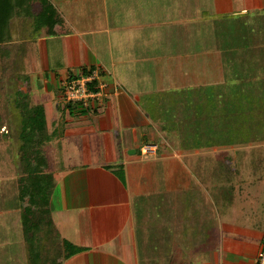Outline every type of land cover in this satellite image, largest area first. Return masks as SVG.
Masks as SVG:
<instances>
[{
	"label": "crops",
	"instance_id": "crops-1",
	"mask_svg": "<svg viewBox=\"0 0 264 264\" xmlns=\"http://www.w3.org/2000/svg\"><path fill=\"white\" fill-rule=\"evenodd\" d=\"M8 1L7 18L0 23V62L23 64V74L15 76L24 81L27 102L30 107L44 109L48 136L41 142L46 147L45 151L41 149V154L48 158L46 168L54 181L49 205L52 222L61 241L67 240L81 248L63 259L61 245L62 256L57 262L257 264L264 241V225L252 213L250 217L245 215L235 219V210L224 219L221 210L217 212L219 205L223 204V198L217 196L222 190L217 180L212 184H189L180 176L176 181L173 180L176 174L170 167L165 168L167 176L163 185H153L152 189L160 187L159 192L164 195L159 206L168 209L169 218L159 228L166 229L164 233L168 234L166 238L170 241L153 244L152 241L157 240V229L149 222L147 224L145 217L137 218L135 207L139 191L150 187H140L139 183L138 188L133 189L130 172H126L124 179L116 170L120 158L121 167L139 166L136 177L142 172L140 164L159 168L157 162L161 160H178L183 163L184 176L187 173L193 176L194 168L206 175L212 173L198 161L201 156L211 153L202 149L182 152L165 141L171 136L173 144L177 140V133L171 132L174 127L168 124L172 120L170 113L163 109L144 113L143 104L155 94L129 90L130 85L123 82L120 68L124 72L127 63L114 60L111 28L108 22H101L97 8L89 6L88 0H85L88 2L86 7L77 4L79 0ZM235 1L236 10L231 13L217 9L215 19L220 15L248 17L252 8L264 5V0H253L258 4L251 5L245 0ZM120 35L126 42L122 33ZM191 47L192 43L187 51L184 46L185 57L192 58L189 56L192 55ZM209 50V56L205 57H209L208 60L214 58L212 64L215 65L212 68L207 59L205 62L215 74L204 69L203 75L207 80L214 75V81L204 82L202 75L199 80L189 78L191 72L187 71L181 75V80L191 85L181 89L184 94H187L186 89L208 83L228 85L232 78L230 72L224 71L225 66L231 65L230 61L223 59L220 51L216 56L215 51ZM96 70L99 78L107 84L105 99L93 101L88 108L67 102L64 81ZM182 138L177 141L179 146ZM118 140L121 150L117 151ZM146 144H156L157 150L144 153L142 148ZM217 155H220L217 150L211 154L215 158ZM213 192L216 196L211 195ZM209 197L213 200L209 201L212 204L207 213L200 203ZM193 201H196V207H192ZM141 220H144L142 226L139 225ZM185 229L189 233L187 240L183 235ZM3 234L0 230V250L7 247ZM25 247L31 264L27 244ZM9 258L0 253V264H15Z\"/></svg>",
	"mask_w": 264,
	"mask_h": 264
},
{
	"label": "rangeland",
	"instance_id": "rangeland-1",
	"mask_svg": "<svg viewBox=\"0 0 264 264\" xmlns=\"http://www.w3.org/2000/svg\"><path fill=\"white\" fill-rule=\"evenodd\" d=\"M88 1L89 6L91 4L92 7L97 8V15H99L101 22H108L111 28L114 60L122 63L126 61L127 63V69L124 72H122L119 63L121 76L124 78L123 82L130 85L129 90L155 94L152 97L149 96L150 100L147 101V104H143L144 113L151 114L155 109L167 110L172 120L176 121L177 124L180 120L184 122L183 127L188 126L189 133H184V140L179 129H177L178 126H173L171 132L177 133L175 135L177 140L173 144L172 136L169 141L165 139L169 145L177 149L180 148L179 150L182 152L192 151V144L189 141H191L190 135L193 132L188 117H192L189 113L195 107L189 104V95L192 96V90L185 88L188 96L181 92V89L191 85V83L185 84L181 80V75H185L187 71H190L189 78L197 77L199 80L200 75H202L204 82L214 81V75H210L211 77L209 76L208 80L203 75L204 69L210 70L211 74H215L208 66L210 64L213 68L215 65L212 64L214 58L208 60L209 57H205L209 56V49L215 51L214 55L216 54V56H218L217 52L220 51L222 58L230 61L231 65L228 64L224 67V71H228L232 75L228 85L241 84L238 85L239 89L242 90H239V92L241 94H243V91L246 92L243 97L244 101L262 98L261 104L264 105V5H261V3L259 7L255 6L257 9L252 8L250 10L251 15L248 17L231 16L227 18L220 15L221 17L215 19L217 9L231 13L236 10V1ZM245 3L248 5L258 4L257 1L253 0H245ZM77 4L86 7L88 2L79 0ZM121 33L126 42L121 39ZM191 43L192 55L189 56H192V58L185 57L184 46L187 50ZM205 59L209 61L208 64H206ZM5 64L2 61L0 62V230L4 232V238L2 239L6 240L7 247L4 246L0 253L2 256H9V259L13 260L15 264H29L25 247V227L21 222L23 221L24 203L21 199L20 182L22 176L25 175V169L20 149L21 141L18 139L19 131L16 133L13 124L16 113L10 109L9 100L11 93H25L22 84L24 81L16 78L12 80L11 78L13 74L19 76L23 72H8V70H4L9 69ZM13 65L16 68L20 66L18 63ZM109 67L111 68V66ZM257 110L255 108L253 112ZM177 112H184V115L182 113L179 115ZM244 123L240 122L239 125L244 127L246 126ZM252 123L251 121L250 124L252 125ZM246 124L249 126V122H246ZM261 124L264 125V120ZM187 128L185 130H188ZM259 137L263 139L257 142H253V140L251 144L219 148L217 152L220 155H217V158L211 156L216 151L209 150L208 153L211 154H205L198 160L208 171L212 170V173L207 175L194 168L193 176L188 175V173L184 176L182 173L183 163L178 160H161L157 162L159 168L140 164L143 166L142 172L138 173L136 177L135 174L139 172V166L121 167L122 161L120 158L116 170L124 179L127 176L125 175L126 172H130L133 189L138 188L139 183L140 187H150V189L142 188L139 191L141 193L138 192L139 197L135 201V207L137 218L145 217L146 223L149 222L152 227L157 229V240H153V244L158 245L159 243L161 245V243L164 244L170 241L169 238H166L168 234L164 233L166 229L164 227L159 228L164 225V220L169 218L168 209L159 206V201L161 199H163L161 203L164 201V195L159 192L160 187L152 190L156 185H163L162 181L167 176L165 175V168L168 167L173 170L172 173L176 174V176L173 175V180L176 181L180 180V176L183 182L187 181L189 184L204 182L212 184L217 180L218 186L222 189L218 191L217 196L223 198V204H218L219 209L217 212L219 213L221 210L224 219L229 218L230 214H233L232 211L235 210V214H233L235 219L244 218L245 215L250 217L252 213L255 219L257 218L264 225V132ZM181 138L183 144L180 143L179 146L177 141ZM238 138H240V142H250L247 135H241ZM40 148L43 151L46 150L44 144L40 145ZM120 148V140H118L116 144L117 151L121 150ZM45 157L47 158L46 154ZM153 179L155 181L152 182ZM42 191L44 192L45 188ZM152 194H154V197ZM211 195H215L214 192ZM211 200H213V197L206 198L204 203L199 202L201 207L206 208L207 213L212 204L209 203ZM195 204L196 201H193L192 207H196ZM256 205L258 206L252 210L251 208ZM147 218L148 220H146ZM143 223L144 220H141L139 225L142 226ZM177 227L178 223L176 229ZM170 234L173 235L171 232ZM183 235L187 240L189 233L186 229ZM51 236L54 237V235ZM175 242H178V240ZM53 246V250H50L51 254L49 255L52 259L51 263L54 259L62 256L59 246Z\"/></svg>",
	"mask_w": 264,
	"mask_h": 264
},
{
	"label": "trees",
	"instance_id": "trees-1",
	"mask_svg": "<svg viewBox=\"0 0 264 264\" xmlns=\"http://www.w3.org/2000/svg\"><path fill=\"white\" fill-rule=\"evenodd\" d=\"M46 2L44 0V3ZM7 4H9L8 0H0V23L7 18ZM3 63H6L5 66L9 68L4 69L8 72L16 73L23 70V64L18 63L20 66L16 68L13 63H7L6 61H3ZM14 77L18 80L15 74H13V78L11 77L12 80L15 79ZM238 85L241 84L234 83L231 86L208 83L191 89L193 93L191 91L192 96L189 95V104L195 107L189 113L192 117H188L193 132L190 135L191 141H189L192 144V151L200 149L216 151L219 148L251 144L253 140V142H257L263 139L259 137L264 132V125L261 124L264 120L262 98L244 101L243 97L246 92L243 91V94H241ZM11 94L12 96L9 98L10 109L16 113L14 118L16 123L13 124L16 133L19 131L18 139L21 141L20 149L25 169V175L22 176L20 182V189L21 199L24 203L22 219L25 225L30 263L60 264L57 262L59 258L54 259L51 263L52 259L49 255L51 254L50 250H53V245L59 246L60 250L62 245L63 259L72 256L81 248L74 246L67 240L61 241L52 222L49 205L54 181L53 176L46 171L48 162L45 155L41 154L40 148L42 140L48 136L46 115L41 106L30 107L24 93ZM255 108L258 110L253 112ZM181 113L184 115V112ZM178 121L179 125L176 121L170 119L168 124L174 127L178 126L177 129L183 135L184 140V133L188 134L189 129L188 126L183 127L184 122ZM251 121L254 124L251 125ZM240 122H245V128L239 125ZM246 122H249V126ZM185 128L188 130H185ZM241 135H247L250 142H240L238 137H241ZM185 139L187 140V138ZM182 144L183 142H181ZM44 188L45 191L43 192L42 189ZM51 235H54V237Z\"/></svg>",
	"mask_w": 264,
	"mask_h": 264
},
{
	"label": "built area",
	"instance_id": "built-area-1",
	"mask_svg": "<svg viewBox=\"0 0 264 264\" xmlns=\"http://www.w3.org/2000/svg\"><path fill=\"white\" fill-rule=\"evenodd\" d=\"M107 84L99 78L98 71L90 74H82L75 78H69L63 83L65 100L69 103H77L88 108L93 101H103L105 99V89ZM156 144H146L143 146L144 153L155 152ZM257 264H264V241L259 254Z\"/></svg>",
	"mask_w": 264,
	"mask_h": 264
}]
</instances>
